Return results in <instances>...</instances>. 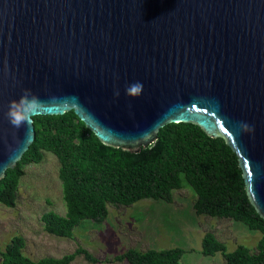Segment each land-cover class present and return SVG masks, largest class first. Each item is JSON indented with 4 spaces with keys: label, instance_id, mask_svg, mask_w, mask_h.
<instances>
[{
    "label": "water",
    "instance_id": "1",
    "mask_svg": "<svg viewBox=\"0 0 264 264\" xmlns=\"http://www.w3.org/2000/svg\"><path fill=\"white\" fill-rule=\"evenodd\" d=\"M25 97L14 132L6 114ZM71 111L134 154L169 124L223 138L264 219V0H0V181L34 117Z\"/></svg>",
    "mask_w": 264,
    "mask_h": 264
},
{
    "label": "trees",
    "instance_id": "2",
    "mask_svg": "<svg viewBox=\"0 0 264 264\" xmlns=\"http://www.w3.org/2000/svg\"><path fill=\"white\" fill-rule=\"evenodd\" d=\"M34 125V143L0 181V204L14 207L24 167L41 163L45 152L54 154L60 163L66 214L45 213L42 221L47 233L73 238L83 222L103 224L111 204L131 206L145 199L172 203L174 191L183 189L186 182L197 195L194 208L198 215L230 219L262 235L253 253L244 245L228 251L213 233H207L202 254L214 257L220 253L226 264H264V219L252 206L237 155L223 138H211L191 123L169 124L154 144L134 154L104 145L73 111L63 116H36ZM25 248V238L14 236L0 264H71L78 256L92 264L103 263L82 247L62 258L39 260L26 256ZM186 253L182 248L130 249L114 261L181 264Z\"/></svg>",
    "mask_w": 264,
    "mask_h": 264
},
{
    "label": "rangeland",
    "instance_id": "3",
    "mask_svg": "<svg viewBox=\"0 0 264 264\" xmlns=\"http://www.w3.org/2000/svg\"><path fill=\"white\" fill-rule=\"evenodd\" d=\"M60 163L52 153H44L39 164L24 167L14 207L0 204V263L6 245L14 236L26 240L24 254L33 260L62 258L82 247L102 260L98 264H128L114 258L130 249L182 248L187 251L181 264H226L220 253L202 254L203 238L213 233L228 251L247 246L253 253L262 238L259 232L230 219L198 215L196 193L185 182L174 191L172 203L145 199L131 206L109 205V218L100 225L86 221L75 229L73 238H62L45 231L42 217L53 211L66 214L63 188L59 179ZM71 264H92L78 256Z\"/></svg>",
    "mask_w": 264,
    "mask_h": 264
},
{
    "label": "clouds",
    "instance_id": "4",
    "mask_svg": "<svg viewBox=\"0 0 264 264\" xmlns=\"http://www.w3.org/2000/svg\"><path fill=\"white\" fill-rule=\"evenodd\" d=\"M141 88L142 84L137 82L131 85L128 91H135ZM6 115L14 132H19L21 130L26 131L32 117V110L29 107V98L25 97L19 106L13 102ZM244 127H247V125H244Z\"/></svg>",
    "mask_w": 264,
    "mask_h": 264
}]
</instances>
